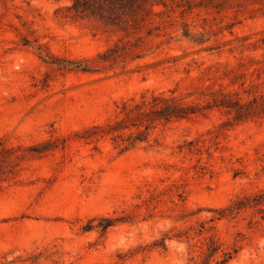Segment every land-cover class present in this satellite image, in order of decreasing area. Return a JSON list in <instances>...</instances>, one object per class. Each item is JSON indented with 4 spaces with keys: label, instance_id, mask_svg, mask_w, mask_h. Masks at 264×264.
Segmentation results:
<instances>
[{
    "label": "rangeland",
    "instance_id": "1",
    "mask_svg": "<svg viewBox=\"0 0 264 264\" xmlns=\"http://www.w3.org/2000/svg\"><path fill=\"white\" fill-rule=\"evenodd\" d=\"M71 6L0 0V264H196L210 237L211 264H264V0H167L140 31ZM153 97L197 113L127 151L99 130Z\"/></svg>",
    "mask_w": 264,
    "mask_h": 264
},
{
    "label": "trees",
    "instance_id": "2",
    "mask_svg": "<svg viewBox=\"0 0 264 264\" xmlns=\"http://www.w3.org/2000/svg\"><path fill=\"white\" fill-rule=\"evenodd\" d=\"M155 4H161L166 7L167 0H72L71 9L77 14L96 17L106 23L121 27L124 31H128L129 29L140 31L151 21L152 16L157 15L153 13V6ZM154 31L152 28L149 29L148 35L151 36ZM127 53L123 52V48L116 45L103 53L100 59L104 62L116 63L119 58L124 57ZM80 67L82 65L76 68L80 69ZM87 69V67L83 68L84 71H87ZM214 106L231 109L235 112L234 118L238 122L261 115L255 105L242 104L239 101L233 102L226 98L215 101ZM123 108L125 113L123 119L118 120L115 124H108L103 129L99 127L102 134H114L117 132V144L118 141L125 142V144H118V146H123L122 151L133 148L137 142L146 141L147 131L155 123H170L174 120H185L197 113V110L192 106L183 105L174 98L166 99L163 97H153L152 102H143L134 106L124 104ZM141 127L144 128V131H140ZM95 129H98V127ZM133 129L137 132H131L127 139H124L121 133L125 130L133 131ZM91 137L87 136V139H91ZM249 200L248 197L237 200L229 208L219 211L218 217L215 220L232 217L237 212L248 207L249 203L247 202ZM227 211H230L229 216H226ZM206 231H209V229L202 226L199 235H203ZM187 239H190V236H187ZM220 249L221 245L217 237H210L203 252L204 259L196 264H211L220 253ZM237 253V249H234L232 252L222 251L221 259L215 260V264H229Z\"/></svg>",
    "mask_w": 264,
    "mask_h": 264
}]
</instances>
